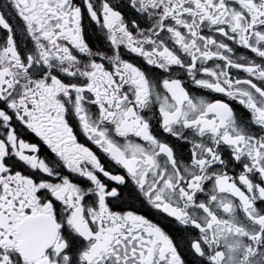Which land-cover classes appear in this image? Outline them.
Segmentation results:
<instances>
[{
	"label": "snow or ice",
	"instance_id": "1",
	"mask_svg": "<svg viewBox=\"0 0 264 264\" xmlns=\"http://www.w3.org/2000/svg\"><path fill=\"white\" fill-rule=\"evenodd\" d=\"M0 264H264V0H0Z\"/></svg>",
	"mask_w": 264,
	"mask_h": 264
}]
</instances>
